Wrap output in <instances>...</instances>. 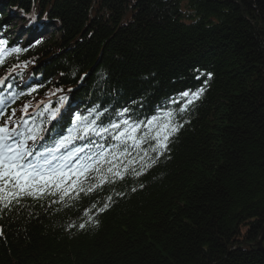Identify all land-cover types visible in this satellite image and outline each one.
<instances>
[{
  "label": "trees",
  "instance_id": "trees-1",
  "mask_svg": "<svg viewBox=\"0 0 264 264\" xmlns=\"http://www.w3.org/2000/svg\"><path fill=\"white\" fill-rule=\"evenodd\" d=\"M0 39L27 49L3 76L31 61L6 83L40 85L9 115L67 96L52 136L70 112L146 119L204 89L143 175L0 213V264H264V0H0ZM92 204L99 223L69 227Z\"/></svg>",
  "mask_w": 264,
  "mask_h": 264
},
{
  "label": "snow or ice",
  "instance_id": "snow-or-ice-1",
  "mask_svg": "<svg viewBox=\"0 0 264 264\" xmlns=\"http://www.w3.org/2000/svg\"><path fill=\"white\" fill-rule=\"evenodd\" d=\"M24 51L27 49L9 48L7 41L0 39V66L9 57L18 59ZM29 63L31 61L14 64L9 76L0 78V213L20 210L29 199L44 201L49 207L55 204L71 207L81 195L89 196L126 176L143 175L165 155L171 138L183 126L177 116L204 91L203 88L183 91L171 101L174 104L184 101L178 110L160 109L146 119H133L127 107L116 112L115 118L109 114V109L101 110L98 105L88 109L84 116L70 112L68 124L62 125L52 136L49 126L55 127L53 121L60 123L64 119L61 109L67 96H59L55 107L51 101H40L35 106L29 101L23 105L19 118H16L15 108L10 115L8 113V108L18 98L31 96L40 87L28 86L26 92L13 91V82L6 83L13 72L22 76V71L16 72V69L26 68ZM208 76L210 78L211 74ZM15 87L19 88V84ZM62 91L56 89V92ZM30 107L35 111L30 113ZM106 114H109L107 122L102 119ZM107 199L111 201L112 197ZM109 207V203H104L97 214ZM93 208L95 204L85 209L84 222L69 227L85 229L89 224H98L91 215Z\"/></svg>",
  "mask_w": 264,
  "mask_h": 264
},
{
  "label": "rangeland",
  "instance_id": "rangeland-1",
  "mask_svg": "<svg viewBox=\"0 0 264 264\" xmlns=\"http://www.w3.org/2000/svg\"><path fill=\"white\" fill-rule=\"evenodd\" d=\"M52 31H53V29H52V28H49L48 32L50 33V32H52Z\"/></svg>",
  "mask_w": 264,
  "mask_h": 264
},
{
  "label": "water",
  "instance_id": "water-1",
  "mask_svg": "<svg viewBox=\"0 0 264 264\" xmlns=\"http://www.w3.org/2000/svg\"><path fill=\"white\" fill-rule=\"evenodd\" d=\"M258 244H260V241H259V243Z\"/></svg>",
  "mask_w": 264,
  "mask_h": 264
}]
</instances>
